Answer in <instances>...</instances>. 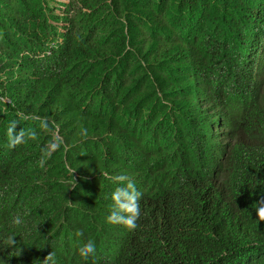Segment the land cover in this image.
Instances as JSON below:
<instances>
[{"label": "trees", "instance_id": "16d2710c", "mask_svg": "<svg viewBox=\"0 0 264 264\" xmlns=\"http://www.w3.org/2000/svg\"><path fill=\"white\" fill-rule=\"evenodd\" d=\"M261 200L264 0H0V259L264 264Z\"/></svg>", "mask_w": 264, "mask_h": 264}, {"label": "clouds", "instance_id": "9594fccd", "mask_svg": "<svg viewBox=\"0 0 264 264\" xmlns=\"http://www.w3.org/2000/svg\"><path fill=\"white\" fill-rule=\"evenodd\" d=\"M17 122L11 121L7 130L8 147L15 148L18 144L23 142L25 133L22 129L16 131ZM114 181L117 182V186L110 193V212L106 217L107 221L112 224H118L128 230H134L137 228V220L141 215L140 198L142 193L137 190L134 182L126 175L120 174L113 177ZM256 216L258 221H264V200L258 201L255 208ZM12 225H21L24 221L21 215L16 214L11 217L10 220ZM79 234V233H78ZM16 243L14 236L7 239L6 247L10 248ZM78 255L85 261L90 256H94L96 253V244L94 240H87L82 243L78 249ZM54 253L50 252L44 261V264H48V261L53 260ZM0 264H7V259H0Z\"/></svg>", "mask_w": 264, "mask_h": 264}]
</instances>
